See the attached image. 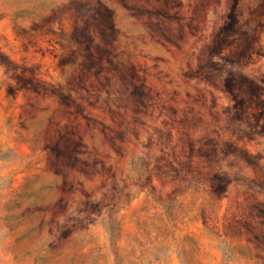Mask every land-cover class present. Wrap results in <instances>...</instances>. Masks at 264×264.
<instances>
[{"label": "rangeland", "instance_id": "374dc122", "mask_svg": "<svg viewBox=\"0 0 264 264\" xmlns=\"http://www.w3.org/2000/svg\"><path fill=\"white\" fill-rule=\"evenodd\" d=\"M0 264H264V0H0Z\"/></svg>", "mask_w": 264, "mask_h": 264}, {"label": "trees", "instance_id": "16d2710c", "mask_svg": "<svg viewBox=\"0 0 264 264\" xmlns=\"http://www.w3.org/2000/svg\"><path fill=\"white\" fill-rule=\"evenodd\" d=\"M34 7H36V5H34Z\"/></svg>", "mask_w": 264, "mask_h": 264}]
</instances>
